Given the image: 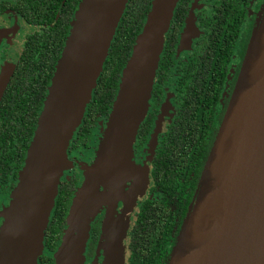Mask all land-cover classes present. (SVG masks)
I'll return each instance as SVG.
<instances>
[{"label":"water","instance_id":"95a60500","mask_svg":"<svg viewBox=\"0 0 264 264\" xmlns=\"http://www.w3.org/2000/svg\"><path fill=\"white\" fill-rule=\"evenodd\" d=\"M127 0H82L51 78L17 185L0 226V264H36L66 149L83 116ZM177 0H153L121 72L94 163L66 216L54 264H82L91 219L133 174L144 118ZM103 264H120L115 257ZM166 264H264V7Z\"/></svg>","mask_w":264,"mask_h":264},{"label":"flooded vegetation","instance_id":"af4514ba","mask_svg":"<svg viewBox=\"0 0 264 264\" xmlns=\"http://www.w3.org/2000/svg\"><path fill=\"white\" fill-rule=\"evenodd\" d=\"M80 1L0 0V113L21 117L14 127L25 126L35 100L42 101L38 119L68 36L67 28L56 26L64 12L67 24L74 19ZM128 1L150 7L153 0ZM263 7L264 0L176 1L147 111L132 143L134 172L117 193L99 186L107 196L90 221L82 264H103L112 257L120 264L167 263ZM116 94L107 110L98 112L94 104L88 110L91 93L68 143L71 167L62 171L54 198V205H63L71 192L64 227L53 251L43 239L41 254L52 264L70 205L84 182L82 167L97 157ZM36 123L20 168L16 144L10 153L0 151V226Z\"/></svg>","mask_w":264,"mask_h":264},{"label":"trees","instance_id":"16d2710c","mask_svg":"<svg viewBox=\"0 0 264 264\" xmlns=\"http://www.w3.org/2000/svg\"><path fill=\"white\" fill-rule=\"evenodd\" d=\"M81 2L82 0L80 1V3ZM127 2L129 1L127 0L126 3ZM128 4L129 3L125 4L124 10L115 29L113 38L110 42V46L107 51V56L103 62L101 72L99 73L96 79L95 86L91 91L92 99L90 98L91 103L88 107V110L91 109L93 104L98 109V112L101 110L106 111L107 105L109 106L111 105V101L115 96L120 83V78H121L120 74L130 56L135 38L138 35V33L142 30V27L144 26L143 24L144 18L146 21L147 15L151 9V6L150 7L133 6ZM65 15L66 14L64 12L61 20L59 21L56 27L63 26L64 30L65 28H67V32L65 33L64 31V33L68 35L69 33L68 25L70 29V24L73 19L67 24L68 20L65 22ZM45 92L46 91H44V88H42L40 92L41 97L45 96ZM41 105H42L41 100L40 101L35 100V102L33 103V114L30 118L25 119L26 124L22 128L20 127V125L14 127V124L17 121H20L21 117H9V116H4L2 112L0 113V151L2 153L3 152L10 153L12 149V146L10 145L16 144L18 149V165H19L18 168H20L21 162L24 157V152L32 136L35 123L37 120V115L40 111ZM70 195L71 192L68 191L66 193L67 203H63V205H59V203L56 202V204L53 207V210L51 211L49 222L44 232L45 235L44 245L48 250L53 251L60 240V235L64 227V215L67 212V204L69 202L68 199ZM187 210L185 212V215L187 213ZM36 264H52V260L47 256L40 255L37 258Z\"/></svg>","mask_w":264,"mask_h":264},{"label":"rangeland","instance_id":"374dc122","mask_svg":"<svg viewBox=\"0 0 264 264\" xmlns=\"http://www.w3.org/2000/svg\"><path fill=\"white\" fill-rule=\"evenodd\" d=\"M70 167H71V166H70V165H68V168H70ZM68 168H67V169H68ZM54 263H55V261H54Z\"/></svg>","mask_w":264,"mask_h":264}]
</instances>
